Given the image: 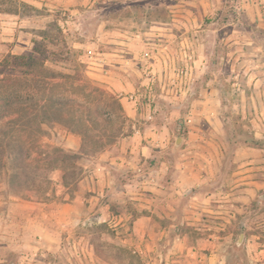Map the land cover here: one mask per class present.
Listing matches in <instances>:
<instances>
[{"label": "rangeland", "instance_id": "1", "mask_svg": "<svg viewBox=\"0 0 264 264\" xmlns=\"http://www.w3.org/2000/svg\"><path fill=\"white\" fill-rule=\"evenodd\" d=\"M29 55L57 84L0 121V264H264V0H0V77Z\"/></svg>", "mask_w": 264, "mask_h": 264}, {"label": "trees", "instance_id": "2", "mask_svg": "<svg viewBox=\"0 0 264 264\" xmlns=\"http://www.w3.org/2000/svg\"><path fill=\"white\" fill-rule=\"evenodd\" d=\"M15 10H9L11 13ZM15 60H20L19 58H14ZM22 65L25 67L24 76L17 77L12 74L2 75L0 77V121L7 120L8 124L11 126V135L7 140L8 146L15 140H22L23 135H29L33 133L34 128L30 126V117L33 112L28 106V103L32 100V85L39 84L46 87L53 88L55 84L50 80L44 81V78H40L39 73L43 70L40 66V62L33 55L26 56L22 59ZM6 63H9L6 60ZM51 79H53L51 77ZM47 103L50 109L57 115V120H61L64 103L59 97H54L53 93H48ZM28 117V118H27ZM17 118L21 122H17ZM77 122V121H76ZM39 130V128H37ZM37 130V131H38ZM36 131V130H35ZM53 152L57 153L59 157L66 158L70 157V151L63 150L59 147H53ZM10 155V153H9ZM72 157H75L71 153Z\"/></svg>", "mask_w": 264, "mask_h": 264}, {"label": "crops", "instance_id": "3", "mask_svg": "<svg viewBox=\"0 0 264 264\" xmlns=\"http://www.w3.org/2000/svg\"><path fill=\"white\" fill-rule=\"evenodd\" d=\"M136 137V136H135ZM135 137H128L129 138V144L132 143L133 139H135ZM141 149H143V154L141 152V155H144V149H146L145 145L141 147ZM139 149H138V154H139ZM132 159H134V157H126V159H124V162L127 161V163L129 164H133V162L131 161ZM103 168V167H100ZM139 170V169H138ZM165 170L170 171L169 174L173 175V178L171 179V181L168 183V186L166 187L167 189H170L172 194L174 195L175 193H179V194H183L186 193L187 188H186V184H184V179H186V176L188 175H193L196 174L193 172V169L190 168L189 166H181L179 167L177 170L173 169L170 170L168 167H165ZM163 169H160L159 171L157 169H153L151 170L149 173L147 174H143L141 175V177L146 178L147 180H150L151 182L155 181V179L160 175L161 171L162 173H164ZM176 176H179L181 178H179L180 180H176ZM140 183L143 182H136L134 179H130L128 180L126 183H123L121 189H120V193H122L124 195V197H127L129 199H134L136 201L141 200V186ZM116 190V189H114ZM112 188V191L115 192ZM175 196V195H174ZM95 197H92V199H94ZM169 202L168 199H164V202ZM193 202V201H192ZM165 204H169V203H165ZM150 217H145V216H139L137 217L134 221H133V225L135 227V231H137V233H141L142 235L145 234V232L142 231V229L140 228L141 225L145 224L146 221H149ZM122 219L118 218L116 220V223L120 222ZM115 225V224H114Z\"/></svg>", "mask_w": 264, "mask_h": 264}, {"label": "water", "instance_id": "4", "mask_svg": "<svg viewBox=\"0 0 264 264\" xmlns=\"http://www.w3.org/2000/svg\"><path fill=\"white\" fill-rule=\"evenodd\" d=\"M178 142H179V140L176 141V143H178ZM241 239H242V235L239 236L238 244L240 243Z\"/></svg>", "mask_w": 264, "mask_h": 264}]
</instances>
